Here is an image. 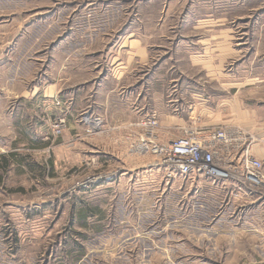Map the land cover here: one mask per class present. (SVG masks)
<instances>
[{"label": "rangeland", "instance_id": "374dc122", "mask_svg": "<svg viewBox=\"0 0 264 264\" xmlns=\"http://www.w3.org/2000/svg\"><path fill=\"white\" fill-rule=\"evenodd\" d=\"M205 19L224 24L228 29L219 37L229 36L232 42L228 56L225 46L209 47L212 69L230 76L212 80L217 85L214 104L223 107L233 91L221 90V84L233 79L241 89L250 74L264 76V44H253L264 37V28L250 29L249 24L264 23V0H0V76L22 71L26 82L20 87L36 83L44 89L56 82L77 84L75 91L84 87L74 105L79 121L70 126L68 110L49 98L43 97L39 111L29 107L30 99L23 110H13L16 119L22 116L17 121H30L34 113L42 116L41 173L39 179L36 171L35 185L33 175L17 174L26 181L23 198L27 203L35 198L36 207L27 205L18 218L6 208L1 264H264V188L235 201L227 188L200 176L166 182L156 167L124 170L137 158L120 137L127 125L104 123L90 106L88 91L107 72L109 77L115 61L129 64L126 49L132 38L147 47L150 57L136 64L139 85L145 82L146 87L159 67L157 81L180 99L172 91L173 79L183 85L182 78L192 74L182 65L203 49L191 44L196 36L189 24ZM183 35L187 41L177 42ZM218 48L222 57L214 55ZM174 54L183 63L173 62ZM198 68L194 81L207 85ZM246 96L241 93L239 102L247 103ZM59 115L66 116V126L54 137L51 125ZM7 118L8 110L0 109L2 134ZM93 123L102 132H90ZM161 128L159 122V137ZM162 131L167 132L163 139L180 134ZM23 144L28 148L30 142ZM98 173L106 176L85 184Z\"/></svg>", "mask_w": 264, "mask_h": 264}, {"label": "crops", "instance_id": "0c3cea01", "mask_svg": "<svg viewBox=\"0 0 264 264\" xmlns=\"http://www.w3.org/2000/svg\"><path fill=\"white\" fill-rule=\"evenodd\" d=\"M244 2L245 0H242L243 4ZM249 24H251V26L249 25L250 29L264 28V23ZM189 25H191L189 29H192L195 32L194 36H196V39H194L191 44H200L203 49L199 55L193 54L189 56V64L182 65V67H188L189 73L192 74L191 76L187 75V80L182 78L183 85L178 84L177 79H173L176 83H174L172 91L180 95V99L179 97L174 98L169 96V94L166 93L168 90L165 89L163 85L164 82L157 81V79L159 80L160 70L157 69L159 67H155L154 71L152 70L150 73L146 81V87L145 82L139 85L137 73L135 72L136 64L147 63L150 57L147 47L143 46V44H139L138 39L132 38L128 42L127 48L129 49H126V59L129 64L123 66L122 61H115L117 65L109 72V77L107 76V72L101 77L98 86L90 88L91 90L88 91L89 97L91 98L90 106L92 107L93 104L92 110L104 119V123H107V121H117L120 125H127L124 127L125 129L120 132L121 139L122 136L128 133L133 127L137 119L146 115H155L157 120L162 123L163 128H161V132L163 133L160 134L161 139H163V135L167 133L162 130L176 129L181 134L182 127L191 123L211 127L223 124L240 126L253 132L263 140L260 144L252 147V152L257 157L261 158L264 163V76L250 74L249 77L241 82L244 86L241 89L237 86L239 83L233 81V79H231L232 83H230V85L227 84L228 82L221 84V90L230 89V91L233 92L231 96H228L229 98L223 107H217V104H214V91L217 89V85L212 80L217 81L218 77L230 78V76L224 73H220L222 74V76H220L216 69H212L214 57L209 55L211 51L209 47L225 46V55L228 56V54H232V49L230 48L232 42L229 36H225L224 38L219 37L224 36L228 28L223 27L224 24L222 23H213L209 21V19H205V21L198 20ZM183 27H186V23ZM183 36L182 39H178L177 42H186V35ZM253 44L263 45L264 37H256ZM217 54H220L219 56L222 57L224 55L223 50L219 49L214 55L218 56ZM180 56L181 55L178 56V54H174V60L172 61L180 63L182 61V57ZM221 61H223V58H221ZM128 66H130V69H127ZM198 67L204 70V76L206 78L204 82H206L207 85H202L196 80L194 81L195 78L193 74L199 72ZM23 75L24 73L22 71H14L8 76H0V109L8 110V121H2L6 123V127H4L6 133L2 134L0 130V198H3L5 195L8 196L4 197L6 201L3 200L4 202H0L1 241H3L2 221H9V218L6 217V208H11L12 215L16 218L20 213L24 215L23 213L27 205L33 206V208L36 207L35 198L32 201L28 200L29 203L23 198L24 194L22 193L26 191V181L22 178L18 179L17 174L21 173L27 176L33 175L35 185L36 171L38 174L37 178L39 177V179L41 173L40 147L38 141L42 132V116L40 113H34L32 116L30 115L28 117L30 121H17V119L22 118V116L18 114L16 119L13 110L18 106L23 110L24 105L27 103L26 100L30 99V103H28L29 107L33 111H39L42 107L43 97L49 98L48 101L51 104H60L63 108L65 107L68 110L67 117H65L70 126V121H79L78 114L74 111V105L77 99L80 98L79 93L84 94V87H77V91H75L72 88L77 84L73 83L68 85H59L58 82L55 84L50 83L44 89H41L42 87L40 84L36 83H33V86L29 88L27 87L28 83L20 87L19 85H21V83L24 84L26 82V78L23 77ZM185 81H187L188 84L190 82L191 85H184ZM127 87H129V90ZM243 92L247 95V103L239 102L240 94ZM93 95L95 99H92ZM188 98L190 103L187 102ZM195 114L198 119H194ZM94 120L95 119H89V121ZM189 121L192 122L186 125ZM96 125L98 126L99 124L93 123L90 132H102L100 126L98 128L94 127ZM171 131H169V133ZM23 141L30 142L28 148L26 147L27 145L23 147ZM147 158L146 156L135 157L132 161L130 160L128 167H124V170L132 169L130 167H146L148 165ZM217 186L220 188L230 187V185H216V187ZM6 187L9 189L7 190L8 193L5 194ZM238 220L241 222L240 218ZM262 221L264 222V219ZM260 229L264 231V227H260Z\"/></svg>", "mask_w": 264, "mask_h": 264}, {"label": "built area", "instance_id": "2783aa9c", "mask_svg": "<svg viewBox=\"0 0 264 264\" xmlns=\"http://www.w3.org/2000/svg\"><path fill=\"white\" fill-rule=\"evenodd\" d=\"M159 122L155 115L141 117L122 140L132 155L152 157L148 165L161 170L166 182L200 176L215 185H230L227 196L231 200H241L255 189L264 188V163L252 152V147L263 140L253 132L230 124L211 127L191 123L182 127L180 135L161 139ZM65 126L63 115L55 117L52 136H59ZM104 176H89L85 184Z\"/></svg>", "mask_w": 264, "mask_h": 264}, {"label": "trees", "instance_id": "16d2710c", "mask_svg": "<svg viewBox=\"0 0 264 264\" xmlns=\"http://www.w3.org/2000/svg\"><path fill=\"white\" fill-rule=\"evenodd\" d=\"M83 210H87L86 207H84ZM85 216H86V215H84V217H85Z\"/></svg>", "mask_w": 264, "mask_h": 264}]
</instances>
